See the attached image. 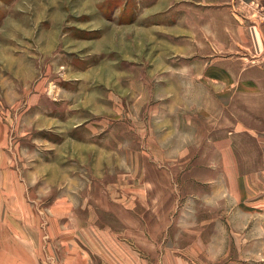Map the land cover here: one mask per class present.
<instances>
[{"label":"rangeland","instance_id":"rangeland-1","mask_svg":"<svg viewBox=\"0 0 264 264\" xmlns=\"http://www.w3.org/2000/svg\"><path fill=\"white\" fill-rule=\"evenodd\" d=\"M190 4L0 0V264H177L207 217L191 194L220 193V212L257 169L253 137L231 135L237 118L184 52ZM198 251L221 264V246Z\"/></svg>","mask_w":264,"mask_h":264},{"label":"crops","instance_id":"crops-1","mask_svg":"<svg viewBox=\"0 0 264 264\" xmlns=\"http://www.w3.org/2000/svg\"><path fill=\"white\" fill-rule=\"evenodd\" d=\"M189 2L190 19L200 17V20L198 18L195 20L197 26L195 29L192 27L194 20L191 23L189 52L186 50L184 52L189 53L195 62H200L204 66L207 84L210 90H213L215 100L221 103L223 113L231 112L232 116L237 118L234 122L235 127L230 131L231 135L248 134L253 137L257 149V169L239 174L238 193H227V197L221 193L223 206L220 212L214 211V208L218 209L217 196L220 193L191 194L189 214L198 215L199 209L196 204L199 201L205 205L207 217L196 225V228L190 227L189 243L179 246L180 250L175 249L177 253H174V259L177 264H199L198 249L221 246L222 256L217 257L216 262L264 264V20H260L262 13L258 12L259 4L264 5V0H189ZM256 4L257 11L252 8ZM175 16H178L177 10L174 12V18L177 20ZM177 22L174 32L176 36L181 37L183 32L179 24L182 23V18ZM198 24L204 34H197ZM203 38L206 39L205 42L201 40ZM4 164L2 159L0 161L2 177ZM194 203L195 207L192 206ZM215 215L223 217L220 225L214 226ZM216 222L218 223V220ZM176 226L177 223L175 231ZM211 231L221 232V240L217 235L216 241L210 242ZM231 232L237 233L233 238L236 242V257L230 254ZM199 241L201 242L198 244ZM131 257L126 255L119 258L129 264L132 262Z\"/></svg>","mask_w":264,"mask_h":264},{"label":"built area","instance_id":"built-area-1","mask_svg":"<svg viewBox=\"0 0 264 264\" xmlns=\"http://www.w3.org/2000/svg\"><path fill=\"white\" fill-rule=\"evenodd\" d=\"M252 8H253V10H256L257 11V4L254 7H252ZM258 12H261L262 13L260 20H264V14H263L264 13V5L263 4H259V6H258Z\"/></svg>","mask_w":264,"mask_h":264}]
</instances>
